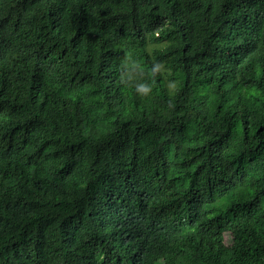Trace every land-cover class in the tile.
<instances>
[{
  "label": "trees",
  "instance_id": "obj_1",
  "mask_svg": "<svg viewBox=\"0 0 264 264\" xmlns=\"http://www.w3.org/2000/svg\"><path fill=\"white\" fill-rule=\"evenodd\" d=\"M0 264H264V0H0Z\"/></svg>",
  "mask_w": 264,
  "mask_h": 264
},
{
  "label": "bare ground",
  "instance_id": "obj_2",
  "mask_svg": "<svg viewBox=\"0 0 264 264\" xmlns=\"http://www.w3.org/2000/svg\"><path fill=\"white\" fill-rule=\"evenodd\" d=\"M117 243V242H116Z\"/></svg>",
  "mask_w": 264,
  "mask_h": 264
}]
</instances>
